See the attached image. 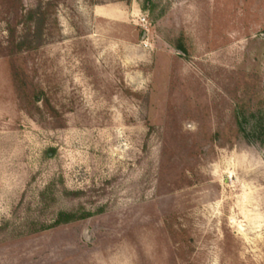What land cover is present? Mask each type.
Returning <instances> with one entry per match:
<instances>
[{"label": "rangeland", "instance_id": "obj_1", "mask_svg": "<svg viewBox=\"0 0 264 264\" xmlns=\"http://www.w3.org/2000/svg\"><path fill=\"white\" fill-rule=\"evenodd\" d=\"M0 264H264V0H0Z\"/></svg>", "mask_w": 264, "mask_h": 264}, {"label": "trees", "instance_id": "obj_2", "mask_svg": "<svg viewBox=\"0 0 264 264\" xmlns=\"http://www.w3.org/2000/svg\"><path fill=\"white\" fill-rule=\"evenodd\" d=\"M242 111V110H241ZM239 113H241V112H239ZM243 113V112H242ZM238 114L239 115V124H240V126L242 127V125H244L247 121H248V118H246L243 114ZM251 116H253V115H251Z\"/></svg>", "mask_w": 264, "mask_h": 264}]
</instances>
